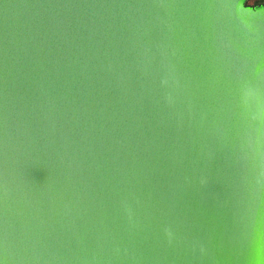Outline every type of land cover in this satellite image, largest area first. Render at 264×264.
I'll list each match as a JSON object with an SVG mask.
<instances>
[{
	"label": "water",
	"instance_id": "obj_1",
	"mask_svg": "<svg viewBox=\"0 0 264 264\" xmlns=\"http://www.w3.org/2000/svg\"><path fill=\"white\" fill-rule=\"evenodd\" d=\"M0 264H264V4L0 0Z\"/></svg>",
	"mask_w": 264,
	"mask_h": 264
},
{
	"label": "rangeland",
	"instance_id": "obj_2",
	"mask_svg": "<svg viewBox=\"0 0 264 264\" xmlns=\"http://www.w3.org/2000/svg\"><path fill=\"white\" fill-rule=\"evenodd\" d=\"M247 4L250 6L264 4V0H247Z\"/></svg>",
	"mask_w": 264,
	"mask_h": 264
}]
</instances>
